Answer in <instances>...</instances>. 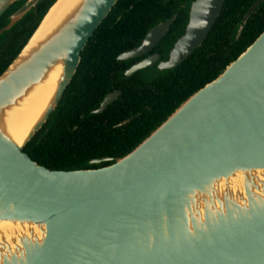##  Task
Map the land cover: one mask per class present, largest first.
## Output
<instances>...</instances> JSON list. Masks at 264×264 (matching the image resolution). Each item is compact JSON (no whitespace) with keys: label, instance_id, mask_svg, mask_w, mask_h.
Instances as JSON below:
<instances>
[{"label":"water","instance_id":"water-1","mask_svg":"<svg viewBox=\"0 0 264 264\" xmlns=\"http://www.w3.org/2000/svg\"><path fill=\"white\" fill-rule=\"evenodd\" d=\"M13 1L0 0V13ZM36 1L27 0L6 28ZM56 1L0 72V222L11 223L0 228V264H264V28L127 153L88 161L112 160L100 167L54 170L21 149L55 108L80 51L116 0H77L32 41ZM222 1L190 2L159 70L200 45ZM260 1L246 9L236 37ZM171 20L150 27L116 59L150 50ZM157 57L144 56L124 75ZM42 90L35 116L13 138L9 129L25 114L15 111ZM117 94H105L92 112Z\"/></svg>","mask_w":264,"mask_h":264},{"label":"trees","instance_id":"trees-1","mask_svg":"<svg viewBox=\"0 0 264 264\" xmlns=\"http://www.w3.org/2000/svg\"><path fill=\"white\" fill-rule=\"evenodd\" d=\"M52 1L37 0L31 8L30 25L9 55L0 59V72ZM253 1L223 0L205 38L177 66L159 70L152 65L125 76L123 69L131 60H117V53L138 44L151 26L173 16L153 48L159 58L166 59L167 49L183 32L191 0H116L80 51L76 69L55 108L21 150L37 164L54 170L95 168L121 157L189 94L214 78L264 28L261 0L236 37L241 18ZM24 20L20 26L25 29ZM17 25L4 34L10 37ZM113 90L118 91L116 98L102 111L92 112ZM103 157L112 160L88 163Z\"/></svg>","mask_w":264,"mask_h":264},{"label":"bare ground","instance_id":"bare-ground-1","mask_svg":"<svg viewBox=\"0 0 264 264\" xmlns=\"http://www.w3.org/2000/svg\"><path fill=\"white\" fill-rule=\"evenodd\" d=\"M76 2L77 0H57L43 19L41 25L33 36L32 41L42 37L59 18L63 19L69 12H71ZM49 72H51L55 77L57 73H59V64L50 66ZM50 85L51 81L47 82L46 88H49ZM45 96L46 91L43 90L39 93H34L27 100H25L22 108H18L21 110L15 111V115H21L23 111L25 114L23 116H17L15 119V121L20 124L19 126L11 127L9 129V133L13 138H18V135L25 129L23 126L27 124L30 119H33L36 114V107L41 104ZM10 224V222H0V228L4 227V225L9 226Z\"/></svg>","mask_w":264,"mask_h":264},{"label":"flooded vegetation","instance_id":"flooded-vegetation-1","mask_svg":"<svg viewBox=\"0 0 264 264\" xmlns=\"http://www.w3.org/2000/svg\"><path fill=\"white\" fill-rule=\"evenodd\" d=\"M27 0H14L13 2H11L1 13H0V59L4 57H6L7 55H9V52L11 51V46H14L15 43H18V41H20L22 39V36L23 34L25 33V31L28 29V26L30 25V19H29V12L31 10V8L33 6H31L28 10L24 11L21 15V17H19L18 19H16L9 27L6 28V26L8 25L10 19H11V16L17 12V10L26 2ZM192 1V0H191ZM37 2V1H36ZM35 2V3H36ZM251 5V4H250ZM249 7V6H248ZM247 7V8H248ZM189 8V7H188ZM246 8V9H247ZM27 16V17H26ZM25 17V18H24ZM171 17V16H169ZM168 18V17H167ZM21 19H25L23 21V23H25V26H27L25 29L23 27L20 26V24H22V22L20 21ZM166 19V18H165ZM172 19H173V16H172ZM161 22V21H160ZM171 22V21H170ZM159 23V22H158ZM19 26H18V25ZM157 24V23H156ZM170 24V23H169ZM17 25L18 27L13 30L10 35V37L8 35H5L4 32H6L7 30H9L11 27ZM154 26V25H153ZM169 26V25H168ZM152 27V26H151ZM168 28V27H167ZM167 30V29H166ZM19 32V33H18ZM166 32V31H165ZM163 36V35H162ZM161 36V37H162ZM160 37V38H161ZM159 38V39H160ZM27 39V38H26ZM142 39V38H141ZM25 42V41H24ZM139 44V43H138ZM156 44V43H155ZM154 44V46H155ZM23 45V44H22ZM137 45V44H136ZM134 45V46H136ZM154 46L148 50L147 52L143 53L142 55L140 56H137V57H132V58H129V59H125V60H131L129 61L128 65L126 66V68L123 69V75H124V71L129 67L131 66L133 63H135L136 61L140 60L141 58H143L144 56H147L148 54H158V57L157 59L151 64V65H148V66H152V65H155L156 66V62L161 60V58H159V53L154 50ZM133 46L127 48V49H124L122 50L121 52L117 53L118 54H121L122 52L132 48ZM171 47V46H170ZM170 48L167 49V53L168 54V50ZM2 54V56H1ZM116 55V56H117ZM116 58V57H115ZM119 60V59H117ZM124 61V60H123ZM146 66V67H148ZM145 68V67H144ZM142 69V68H141ZM139 70V69H138ZM135 72V71H134ZM133 73V72H132ZM131 73V74H132ZM130 75V74H129ZM125 76H128V75H125ZM113 91H117V90H113ZM112 92V91H111ZM110 93V92H108ZM107 94V93H106ZM118 95V94H117ZM116 95V96H117ZM103 98V97H102ZM116 98V97H115ZM114 98V99H115Z\"/></svg>","mask_w":264,"mask_h":264}]
</instances>
